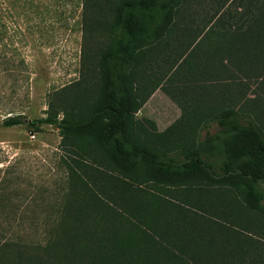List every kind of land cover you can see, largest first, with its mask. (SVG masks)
Instances as JSON below:
<instances>
[{
    "label": "trees",
    "instance_id": "obj_1",
    "mask_svg": "<svg viewBox=\"0 0 264 264\" xmlns=\"http://www.w3.org/2000/svg\"><path fill=\"white\" fill-rule=\"evenodd\" d=\"M85 2L107 41L89 76L34 120L71 152L58 263L264 264V241L248 231L264 236V0ZM254 86L259 111L238 109ZM157 89L182 109L160 132L136 116ZM211 124L224 136L198 143ZM224 190L254 219L219 210Z\"/></svg>",
    "mask_w": 264,
    "mask_h": 264
},
{
    "label": "rangeland",
    "instance_id": "obj_2",
    "mask_svg": "<svg viewBox=\"0 0 264 264\" xmlns=\"http://www.w3.org/2000/svg\"><path fill=\"white\" fill-rule=\"evenodd\" d=\"M84 3L0 0V264H60L52 243L62 241L59 223L73 198L68 177L71 152L57 129L34 120L45 115L48 102L58 92L89 76L97 49L107 41L96 23L103 16ZM256 91L255 86L245 91L246 97L234 105L246 112L259 111ZM181 114L179 101L157 89L136 116L151 120L160 132L176 123ZM13 116L23 123L2 124ZM216 135L223 137L224 133L215 124L207 125L199 130L197 141L203 144ZM108 191L116 202L114 192ZM223 193L214 198L219 210L221 204L226 212L236 206L248 220L254 219V213L232 191ZM248 231L264 241L255 227Z\"/></svg>",
    "mask_w": 264,
    "mask_h": 264
},
{
    "label": "crops",
    "instance_id": "obj_3",
    "mask_svg": "<svg viewBox=\"0 0 264 264\" xmlns=\"http://www.w3.org/2000/svg\"><path fill=\"white\" fill-rule=\"evenodd\" d=\"M154 93H155V92H154ZM154 93H153V94H154ZM153 94H152V95H153ZM152 95H151V96H152ZM151 96L149 97V99L151 98ZM149 99H148V100H149ZM148 100H147V101H148ZM147 101L145 102V104L147 103ZM145 104H144V105H145ZM144 105H143V106H144ZM142 108H143V107H142ZM142 108H141V109H142ZM136 115H137V114H136Z\"/></svg>",
    "mask_w": 264,
    "mask_h": 264
}]
</instances>
